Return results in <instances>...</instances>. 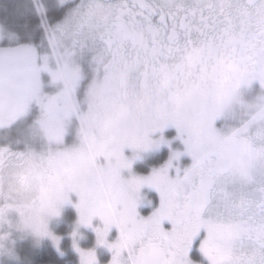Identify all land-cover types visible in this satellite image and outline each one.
Masks as SVG:
<instances>
[{
    "label": "flooded vegetation",
    "instance_id": "flooded-vegetation-1",
    "mask_svg": "<svg viewBox=\"0 0 264 264\" xmlns=\"http://www.w3.org/2000/svg\"><path fill=\"white\" fill-rule=\"evenodd\" d=\"M10 2L0 0V6ZM144 2L55 0L63 12L50 13L53 27L42 26L34 16L0 19V47L37 48L34 65L41 68L39 88L30 95L36 106L54 98L57 110L66 112L61 99L72 89L88 106L83 122L77 123L81 130H98L100 137L111 139L117 133L131 135L149 129L147 135L154 142L151 147L125 145L133 149L137 159L148 157L157 166L180 148L185 152L175 161L192 163L180 133L165 145L153 139L152 132L159 128L151 130L154 119H146V114L153 112L179 116L193 126L211 123L221 136L239 140L249 152L264 155V127H255L253 111L245 114L246 119H240L242 115L231 119L241 97L256 101L264 95L262 77L256 70L264 61V0H206L209 7L203 16L197 12L187 17L183 13L179 17L146 15ZM191 2L201 0H180L181 4ZM137 66L140 71L133 82L130 70ZM207 102H229L227 109L214 112L222 116V126L205 120L202 105ZM71 115L57 114L66 130L72 127L66 122ZM165 131L177 134L175 126ZM35 171L31 163L30 175ZM175 172L171 169L169 174ZM153 193L155 201L150 202L145 217L159 206L157 190ZM99 259L108 264L111 256Z\"/></svg>",
    "mask_w": 264,
    "mask_h": 264
},
{
    "label": "snow or ice",
    "instance_id": "snow-or-ice-1",
    "mask_svg": "<svg viewBox=\"0 0 264 264\" xmlns=\"http://www.w3.org/2000/svg\"><path fill=\"white\" fill-rule=\"evenodd\" d=\"M208 7L206 0L188 4L145 0L142 11L149 16L179 17L183 13L187 17L197 12L203 16ZM54 12H63L55 0H11L0 6V19L34 16L42 26L53 27L50 13ZM256 70L264 84V61ZM40 71L29 61L16 86L8 89L17 106L26 104L38 90ZM139 71V66L130 70L131 81L138 79ZM6 73L0 66V82ZM4 95L0 89V102ZM169 121L175 123L191 165L183 170L177 167L175 175H170L173 160L180 155L173 152L150 175H136L127 182L121 180L120 170L130 167L131 161L123 149L125 145L151 147L149 129L131 135L117 133L109 141L95 139L91 128L83 130L79 151L96 163L95 170L115 185L116 192L108 199H82L77 205L80 223L90 225L96 216L103 221L96 234L97 242L112 250L108 264H264V155L249 152L239 140L221 136L211 123L193 126L173 114L161 115L151 130L162 129ZM142 184L154 185L160 196L159 206L147 217L137 212ZM113 225L119 236L109 243L105 237ZM77 251L81 264H99L93 250L77 247Z\"/></svg>",
    "mask_w": 264,
    "mask_h": 264
},
{
    "label": "rangeland",
    "instance_id": "rangeland-1",
    "mask_svg": "<svg viewBox=\"0 0 264 264\" xmlns=\"http://www.w3.org/2000/svg\"><path fill=\"white\" fill-rule=\"evenodd\" d=\"M55 103L56 99L51 98L42 107H38L33 98L29 96L27 103L19 111V117L9 126L0 130V155L6 153L3 156L6 157L7 153H16L20 155L19 157H27L28 155L33 159L32 164L37 168V171L31 176L32 183L28 191L41 200L51 199L60 205L59 215L52 217L49 221V229L54 234L55 239L44 237L39 241H34L30 236L19 238L16 233H13L15 239L12 247L15 256H0V264H32L35 255L47 243L65 252L66 237H69V247L76 253L79 262L81 261L77 247L83 250H93L99 264H101L99 256L112 255V250L108 248L107 244L97 242L96 228L103 227V221L100 217H93L90 225L79 222L80 213L77 205L81 203L82 199H108L116 192L115 185L102 172L95 170L97 168L96 163L90 160L85 153L79 151L83 140L82 132L86 128L83 127L81 130L78 128L77 123L83 122L82 114H87L88 106L83 103L80 94L72 89H68L61 99L62 107L67 108L68 111L57 110ZM225 103L207 102L203 104L202 109L206 115L205 120L217 121L218 125L222 126V116L214 114V112L219 109H227L229 102ZM99 105L102 104L97 103V106ZM250 111H253L251 119L256 122L255 127H264V95L256 101L241 97L232 112L231 119L240 115H242L240 119H246L244 116ZM27 112L31 115L29 116ZM68 112L72 115L66 122L71 124L72 127L66 130L65 126L60 123L61 120L57 118V114ZM75 115H77V118ZM151 117H153L154 123L161 116L158 115V112H153V115L146 114V119ZM6 124L4 123V125ZM170 126L176 127L175 123L169 121L162 129L157 128V131H153V139H157L159 143L163 142V145L175 140L179 132L177 127V134L175 135L165 131ZM93 135L95 139L102 141H109L113 138L100 137L98 130H94ZM149 135L148 138L150 139ZM66 148H68V151H65ZM123 152L131 161L130 167L120 170V178L125 182L136 175L148 176L154 169L160 168L169 160L167 158L155 166L154 163L149 162L148 157L141 156V159H137L139 156L134 153L131 147L125 146ZM177 152L180 153L179 156H182L185 151L178 148ZM173 165L174 167L171 169L176 171L177 167L183 170L191 164L189 162L185 163L181 159L177 162L174 159ZM149 171L151 172L148 173ZM45 172H48L47 178ZM154 190H157L154 185H141L137 198V212L141 216L146 215L150 202L155 201ZM157 194L159 195L158 190ZM72 211L75 214H72ZM11 216L15 219V212H12ZM118 236L119 230L113 225L105 239L111 243Z\"/></svg>",
    "mask_w": 264,
    "mask_h": 264
},
{
    "label": "clouds",
    "instance_id": "clouds-1",
    "mask_svg": "<svg viewBox=\"0 0 264 264\" xmlns=\"http://www.w3.org/2000/svg\"><path fill=\"white\" fill-rule=\"evenodd\" d=\"M31 163L28 157L0 158V256H15L13 233L19 238L30 236L34 241L44 237L55 239L49 221L59 215L60 205L51 199L41 200L28 191L32 183Z\"/></svg>",
    "mask_w": 264,
    "mask_h": 264
},
{
    "label": "water",
    "instance_id": "water-1",
    "mask_svg": "<svg viewBox=\"0 0 264 264\" xmlns=\"http://www.w3.org/2000/svg\"><path fill=\"white\" fill-rule=\"evenodd\" d=\"M38 59L37 48L30 45L16 47H0V66L7 69V73L0 82V89L5 93L3 101L0 102V126L5 121L14 119L22 106H17L14 97L7 94L9 88H13L19 82L26 64H33Z\"/></svg>",
    "mask_w": 264,
    "mask_h": 264
},
{
    "label": "trees",
    "instance_id": "trees-1",
    "mask_svg": "<svg viewBox=\"0 0 264 264\" xmlns=\"http://www.w3.org/2000/svg\"><path fill=\"white\" fill-rule=\"evenodd\" d=\"M66 251L62 253L50 243L35 255L32 264H78L76 253L69 247V242L65 243Z\"/></svg>",
    "mask_w": 264,
    "mask_h": 264
}]
</instances>
